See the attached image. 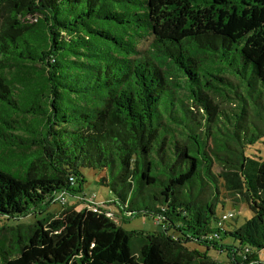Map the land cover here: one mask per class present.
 <instances>
[{"label": "trees", "instance_id": "obj_1", "mask_svg": "<svg viewBox=\"0 0 264 264\" xmlns=\"http://www.w3.org/2000/svg\"><path fill=\"white\" fill-rule=\"evenodd\" d=\"M263 137L264 0H0V264H260ZM84 170L159 230L78 210Z\"/></svg>", "mask_w": 264, "mask_h": 264}, {"label": "rangeland", "instance_id": "obj_2", "mask_svg": "<svg viewBox=\"0 0 264 264\" xmlns=\"http://www.w3.org/2000/svg\"><path fill=\"white\" fill-rule=\"evenodd\" d=\"M147 48V43L139 46L140 50H146ZM206 147L207 149L205 151L210 154L209 149L212 148V143L210 140L207 141ZM246 154L251 155V157L257 160L264 158V137L256 144L249 146L246 149ZM212 173L215 176V181L218 189V200L215 202L217 208V217L220 218L223 214L231 212L234 215V218L224 223V229L226 231H232L233 229L242 226L246 221L250 220L253 217V213L245 204V201L241 195L232 193L226 189L223 180L219 177L221 169L218 164H213ZM83 175L86 181L83 185V193L69 198L71 203L78 206V210L81 209L82 204L77 200V197L85 196L92 207H97L98 209L105 211L108 217H110L126 231H142L145 233H153L159 230V227L154 223L153 219L150 216L138 215L130 218L126 214L119 212L117 206L113 203L115 201L114 196L106 187H103L97 183L100 175L99 171L84 170ZM50 210L58 213L56 211L59 210V207L51 206ZM212 227H218L216 222L212 223ZM237 244L238 243L235 242L231 237H222V239L219 241V246H237ZM187 245L191 250H197L200 253H206V256L212 260L223 263L229 261L228 252L225 250L220 251L214 248L207 249L205 245L193 242L188 243ZM258 258L260 264H264L263 250L260 251Z\"/></svg>", "mask_w": 264, "mask_h": 264}, {"label": "built area", "instance_id": "obj_3", "mask_svg": "<svg viewBox=\"0 0 264 264\" xmlns=\"http://www.w3.org/2000/svg\"><path fill=\"white\" fill-rule=\"evenodd\" d=\"M65 200H64V198L61 200V202H64ZM89 204H90V202L88 201V200H86ZM92 209L94 210V211H96V209H98L97 207H92ZM231 216V214L229 213V214H226V215H224L223 216V219H228L229 217Z\"/></svg>", "mask_w": 264, "mask_h": 264}, {"label": "water", "instance_id": "obj_4", "mask_svg": "<svg viewBox=\"0 0 264 264\" xmlns=\"http://www.w3.org/2000/svg\"><path fill=\"white\" fill-rule=\"evenodd\" d=\"M70 180H72V179H70Z\"/></svg>", "mask_w": 264, "mask_h": 264}]
</instances>
